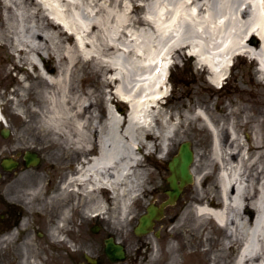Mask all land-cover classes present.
I'll return each instance as SVG.
<instances>
[{
    "label": "bare ground",
    "instance_id": "1",
    "mask_svg": "<svg viewBox=\"0 0 264 264\" xmlns=\"http://www.w3.org/2000/svg\"><path fill=\"white\" fill-rule=\"evenodd\" d=\"M2 19L0 47L23 74L18 115L76 138L71 144L82 160L73 177L65 176L60 196H76L78 208L85 198L86 215L105 216L116 200L127 216L146 176L154 175L144 157L156 154L165 162L174 153L181 120L168 117L157 98L168 96V67L177 53L187 50L215 86L235 57L257 60L264 78V0H4ZM49 57L60 67H50ZM80 60L97 61V93L78 85L77 78L85 80L76 74ZM30 68L38 71L35 85H46L33 95L34 107L47 104V110H31L23 98L34 87ZM183 118L203 121L213 135L220 200L199 194L182 219L213 220L241 242L236 264H264V147L257 133L248 152L234 122L226 143L216 124L222 121L212 113L188 109ZM0 121L8 124L1 113ZM249 164L253 177L246 173ZM187 245L182 241L181 249Z\"/></svg>",
    "mask_w": 264,
    "mask_h": 264
},
{
    "label": "rangeland",
    "instance_id": "2",
    "mask_svg": "<svg viewBox=\"0 0 264 264\" xmlns=\"http://www.w3.org/2000/svg\"><path fill=\"white\" fill-rule=\"evenodd\" d=\"M139 5L143 6L144 4L139 3ZM3 7L4 0H0V27L3 25ZM47 60L50 63V67H60L57 57H49ZM233 63L234 66L223 83L224 86L225 83L227 84L219 91L208 80L206 69H199L198 67L201 66L197 64V59L189 55L187 50H183L174 56L172 66L174 69L170 72L171 78L169 80V98L165 99L167 104L163 106V110H165L168 117L177 115L181 120L178 133L179 139L175 146V151L169 160L165 162L161 161L156 154L144 158V164L147 165L150 171L154 172V175L146 176L144 185L139 188L141 198L132 203L127 216L122 215L119 202L113 200L107 205L105 216L99 218L101 224L112 226L113 229H118L121 234L129 233L131 231L130 227L137 225L138 220L146 212V207L150 203L160 205L167 200V194L163 191L169 189L167 182V178L170 176L168 162L177 154L182 143L191 142L196 153L194 168L197 177L201 179V182L206 180L208 188L202 189L193 185L186 187L177 203L178 205L167 211L168 217H174L175 219L169 223V229L175 230H173L174 232L170 231L166 238L168 242L172 240V242L178 244L175 245V253L178 254V257L173 262L176 264L225 263L224 255H221V250L225 252V247L221 243L219 244L217 240L225 241L226 230L220 228L213 220L202 219L195 214H190V217L182 219L183 212L193 205L196 196L200 194L204 197H212L213 187L216 185V175L219 171L217 162L213 157L210 130L201 120L194 119L183 122V116L188 109H191V113L198 108L212 113L218 117L217 120L222 121L220 132L222 135L224 132L223 136L226 138L227 127L232 122H234V125H241V122H244V120L248 121L251 118L250 108L260 113L264 112V83L261 74L255 68L258 67L257 61L248 57H235ZM21 64L25 65V62L21 61ZM75 70L77 71L76 74L81 78L85 77L84 81L77 78L78 85L81 88L83 85H87L89 90L97 93L100 83L97 61L80 60ZM30 71L32 75L31 82L34 85L33 91L27 92L23 98L30 100L27 103L31 110H47V104L34 107L35 100H33V95H38V92L45 89L46 85L40 84L38 85L39 87L36 86L35 79L38 76V71L31 68ZM22 75L16 67L14 56L7 54V52H2L0 47V111L8 121L7 129L11 131L10 136L3 137L2 130L6 129V127L0 123V151L8 152L16 147H21L23 150H36L46 157L43 168L45 173L48 170L47 168L56 169L63 167L62 169L65 170L67 177L69 173H75L78 166L77 163L82 160L81 150L71 144L76 138L56 135L53 129L42 123L43 121L36 118L27 119L18 115L15 103L22 98L20 91L24 81L21 79ZM24 77L26 76L24 75ZM27 81L25 80V82ZM98 105L102 106V103H98ZM236 116L241 117L240 123L235 121ZM30 127H42V129L31 131ZM262 142L264 144V140ZM249 146L252 148V141ZM35 177L39 176L35 175ZM43 178L47 180L46 177ZM44 179L42 180L45 181ZM58 186V183H56L54 190H57ZM217 194L218 192L215 191V195ZM64 197L75 210L72 213H76L77 197L67 195H64ZM102 197L110 199V195L106 192H103ZM212 198L215 199L214 196ZM84 202L85 198L79 201V210L86 217L85 229H89L93 219L91 216L97 215V213L87 215L83 213L81 206L82 204L84 206ZM70 219V222H76L77 220H82L83 216L80 215V217L76 218L71 215ZM62 230L64 231L65 229ZM72 230L74 233L77 232L76 229ZM61 241L67 242L65 237ZM182 241L188 243L184 249H181ZM163 242V240L159 241L157 245L163 244ZM216 248L220 250L216 252Z\"/></svg>",
    "mask_w": 264,
    "mask_h": 264
},
{
    "label": "flooded vegetation",
    "instance_id": "3",
    "mask_svg": "<svg viewBox=\"0 0 264 264\" xmlns=\"http://www.w3.org/2000/svg\"><path fill=\"white\" fill-rule=\"evenodd\" d=\"M250 110L251 118L234 126L240 133L249 134V137L257 133L259 139H262L264 112L260 113L253 108ZM216 124L221 129L222 123ZM228 128L229 126L226 143L230 141ZM33 156L39 160L37 165L31 164L27 159H32ZM45 162L46 157L36 150L16 147L8 152L0 151V264L172 263L174 244L172 240L168 242L166 237L170 231L175 230L169 229V223L175 219L168 217L167 211L178 204L167 207L148 234H136L139 220L137 225L130 227L131 231L127 234L101 224L100 217L93 218L89 229H85L86 217L81 214L82 211L76 207V213H72L75 211L73 207L60 196L65 170L63 167H51L45 173ZM56 183L59 186L54 190ZM201 187L208 188V182L203 181ZM65 206L70 207L68 217L62 215ZM71 215L76 218L82 215L83 219L70 222ZM72 229L77 232L74 233ZM63 237L67 242L61 241ZM231 239L236 240L231 236L226 239L224 264H236L235 259L241 250L240 243ZM162 240L163 244L157 245ZM116 246L124 253L123 261H116L112 257L111 248Z\"/></svg>",
    "mask_w": 264,
    "mask_h": 264
},
{
    "label": "water",
    "instance_id": "4",
    "mask_svg": "<svg viewBox=\"0 0 264 264\" xmlns=\"http://www.w3.org/2000/svg\"><path fill=\"white\" fill-rule=\"evenodd\" d=\"M194 161V152L191 150V143L187 142L181 146L180 153L177 155L169 165V169L172 173L169 178L171 191L168 192L169 200L163 204L162 207L175 204L179 199L183 188L193 183V174L191 172V165ZM161 209L152 207L149 209V214L142 218L140 228L137 229V233L146 232V228L150 227L153 218H156L157 213L161 212ZM119 249L117 248L116 251ZM114 255H116L114 257ZM113 258L119 260L122 258L120 253L115 252Z\"/></svg>",
    "mask_w": 264,
    "mask_h": 264
}]
</instances>
